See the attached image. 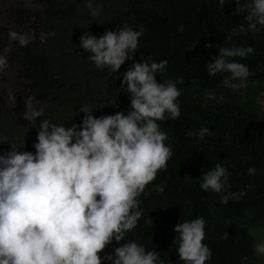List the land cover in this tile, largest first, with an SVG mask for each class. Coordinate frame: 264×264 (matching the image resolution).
<instances>
[{"label":"trees","instance_id":"obj_1","mask_svg":"<svg viewBox=\"0 0 264 264\" xmlns=\"http://www.w3.org/2000/svg\"><path fill=\"white\" fill-rule=\"evenodd\" d=\"M236 7L235 0H226L223 6L219 0H93L98 12L92 15L85 0H46L40 16L35 17L47 33L46 40L38 38L26 49L17 50L16 55L23 52L28 65L22 102L26 95H34L37 107L44 108L43 116L66 127L80 126L83 106H92L94 117L130 108L129 93L121 82L133 61L126 60L115 72L97 67L87 60L91 53L79 47L85 31L100 36L124 23L142 28L133 59H166L168 64L156 74V80L171 79L181 92L177 98L180 115L172 118L165 113L158 121L168 133L164 143L171 146L172 155L137 197L144 214L122 241L113 238L101 256L114 254L115 247L135 239L146 250L160 251L165 264L168 260L185 264L173 243L179 235L174 226L202 216V243L212 253L205 264H242L253 257L251 227L264 226V114L243 103L242 97L264 86V27L249 31L244 13H237ZM180 25L182 31H178ZM240 45L255 49L245 58H236L249 67L247 87L225 88L223 74L210 76L205 64L218 55L219 47ZM206 90H212L216 98H206ZM0 116V154L11 149L9 143L21 152L35 151L36 140L31 141L25 132L31 126L15 132L2 106ZM41 119L36 122L40 124ZM201 127L209 129L203 138L198 135ZM216 163L229 172L227 186L219 193L200 187L202 174ZM253 165L256 171L249 174L247 169ZM157 184L163 191H157ZM225 194L226 203L221 199Z\"/></svg>","mask_w":264,"mask_h":264},{"label":"clouds","instance_id":"obj_2","mask_svg":"<svg viewBox=\"0 0 264 264\" xmlns=\"http://www.w3.org/2000/svg\"><path fill=\"white\" fill-rule=\"evenodd\" d=\"M225 3L219 0L221 6ZM235 3V11L244 13L247 29L259 32L264 27V0ZM85 6L92 15L97 14L93 0H85ZM182 30L183 25L178 26ZM142 35V28L124 23L100 36L85 31L79 37V47L91 53L87 60L99 68L115 72L126 60L133 61L121 82L129 93L126 112L94 117L92 106H83L80 126L66 127L45 118L34 95L23 98V118L35 125L38 117L42 119L34 153L18 151L9 143L11 149L0 154V264H165L160 251L146 250L135 239L115 247L114 254L100 255L113 238L122 241L143 216L137 197L172 155L171 146L164 143L168 133L158 121L165 113L177 118L181 111L176 82L156 80L168 61L156 62L151 56L140 62L133 59ZM8 37L21 46L36 38L12 29ZM38 38L44 42L47 33L41 31ZM254 51L251 45L221 46L205 69L210 76L223 74L225 88L247 87L249 67L236 58ZM6 67L7 57L0 54V71ZM205 96L216 98L212 90H206ZM208 131L201 127L198 135L203 138ZM247 171L253 174L256 168L249 166ZM228 178V169L216 163L202 174L200 187L219 193ZM155 187L163 191L162 185ZM221 199L226 203L228 195ZM204 228L202 216L174 226L179 235L173 243L185 264H205L211 258L210 248L202 243ZM254 249L264 255V240L256 242Z\"/></svg>","mask_w":264,"mask_h":264},{"label":"rangeland","instance_id":"obj_3","mask_svg":"<svg viewBox=\"0 0 264 264\" xmlns=\"http://www.w3.org/2000/svg\"><path fill=\"white\" fill-rule=\"evenodd\" d=\"M45 4L46 0H0V54L7 57V67L0 71V106L3 107V112L7 111L9 114L12 121L11 126L14 127L15 132L23 127L31 126L25 131L31 141L36 140L39 124L36 122L35 125L22 116L25 105L21 98L27 91L26 71L28 65L24 64L23 52L20 56H17L16 52L19 48L26 49L28 45L38 39L39 33L43 31V27L35 20V17L40 16ZM9 29L32 34L36 38L27 45L21 46L17 42L9 40ZM242 102L258 107L257 110L264 114V86L259 85L245 93ZM0 117L3 120L2 116ZM31 152L34 153V149ZM250 233L254 238V244L264 240L263 225L251 227ZM253 250V257L245 259L242 264H264V255L257 254L254 245Z\"/></svg>","mask_w":264,"mask_h":264}]
</instances>
